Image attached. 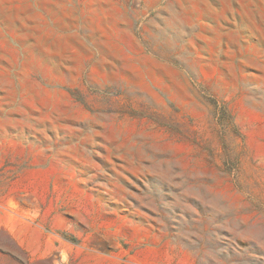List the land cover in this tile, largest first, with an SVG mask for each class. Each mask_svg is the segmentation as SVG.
<instances>
[{
  "label": "rangeland",
  "instance_id": "374dc122",
  "mask_svg": "<svg viewBox=\"0 0 264 264\" xmlns=\"http://www.w3.org/2000/svg\"><path fill=\"white\" fill-rule=\"evenodd\" d=\"M0 264H264V0H0Z\"/></svg>",
  "mask_w": 264,
  "mask_h": 264
}]
</instances>
